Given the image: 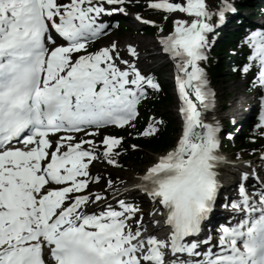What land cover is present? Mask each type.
I'll return each instance as SVG.
<instances>
[{"label":"snow or ice","instance_id":"obj_1","mask_svg":"<svg viewBox=\"0 0 264 264\" xmlns=\"http://www.w3.org/2000/svg\"><path fill=\"white\" fill-rule=\"evenodd\" d=\"M140 5L0 0V264H264V175L243 172L237 197L221 204L235 221L208 227L229 163L221 146L234 133L212 114L204 64L218 28L237 14L231 0H142L149 15L135 18L157 29L174 65L180 134L130 186L94 171L123 168L122 156L142 150L129 140L155 139L165 126L156 115L141 124L163 88L141 67L138 45L95 46L119 27L103 17ZM238 47L245 59L233 70L261 105L255 142L264 139V25L247 28Z\"/></svg>","mask_w":264,"mask_h":264},{"label":"rangeland","instance_id":"obj_2","mask_svg":"<svg viewBox=\"0 0 264 264\" xmlns=\"http://www.w3.org/2000/svg\"><path fill=\"white\" fill-rule=\"evenodd\" d=\"M246 13L247 12H245V14ZM170 20H171V18H170ZM132 22L133 23H130L129 25H127V27L129 28L128 31H125L123 33H114L111 36H109L104 43L108 44L109 41L112 38L117 39L119 44H121L122 42H128V43L129 42H131V43L137 42V43H139L138 41H135V40H137L135 38H139L143 42H150V41H153L155 39V37L152 34L147 35V34L142 33L141 30H140V28H141L140 24H138L134 20H132ZM128 39H129V41H128ZM142 41H140V42H142ZM143 54H146V53L143 52ZM143 58H144V55H141V60ZM160 61H161V58L157 57L155 60L150 61V64H148L147 66H145V67L142 66V65L141 66L148 70L151 67L152 64H158ZM153 68H157V66H154ZM161 71H162L163 75L166 76V77L165 76L163 77V80L166 81L168 79V76L170 75L169 65L163 66L161 68ZM216 76L217 77L213 81V83L215 84V86L220 88L219 95H221L224 92L223 97L220 98V102L227 104V106H228L227 110L232 109V107H234V105L232 104L233 99L236 96L237 97H242L243 94H245V82L246 81L231 79L227 75H220V74L218 75V74H216ZM221 88L224 89V91L221 90ZM245 96L247 97V100H248L249 96L248 95H245ZM174 102H175V100L172 99V101H170L167 104V107H164L162 109V111L173 119V123L174 124H177V122L174 120V117H175V113H174L175 104H174ZM247 104L244 105V106L249 107V104L248 105ZM244 109H245V107H244ZM226 111L221 112V113L223 114ZM239 112H241V110ZM237 118L241 119V118H243V115L240 114ZM178 133H179V131L178 132L176 131L175 133H173L174 138L178 135ZM224 150L226 151L227 155L231 156L230 157L231 159H233V157H235V158H243L244 159V160H235V161H242V163H244V164H245L246 161L252 162L254 160H257L259 162V157H255V158L247 157L246 151L236 152V151H233L232 149H224ZM162 152H160V153H162ZM141 153H142V155L144 157L143 161L141 163H139L138 165H132V164L128 163L127 167H126L127 168L126 170H123V171H120V170H117V169L112 170V168L110 166H106L104 164H97L96 168L94 169V171H101V172L104 173L105 176H107L110 173V171H111L112 172L111 175L115 176V179H113V180H115V181L122 180L125 183L126 182H130L132 178L137 177V175H139L144 170L146 165H148L151 162H153L155 160L156 156L158 155V153L157 154H152L149 151H142ZM235 180H236V176L233 177L232 182L234 183ZM115 186L116 187H120L122 185L117 183ZM101 187H103V183L93 186L94 189H99ZM133 195L135 197H137L136 193L133 194ZM139 202H141L140 204L142 205L143 209L145 210V208H147V205H145V201L144 200H140Z\"/></svg>","mask_w":264,"mask_h":264},{"label":"trees","instance_id":"obj_3","mask_svg":"<svg viewBox=\"0 0 264 264\" xmlns=\"http://www.w3.org/2000/svg\"><path fill=\"white\" fill-rule=\"evenodd\" d=\"M255 2V0H247L246 4L243 5L244 7H246L247 5H250V10H253L254 5H252V3ZM245 21L243 19L242 24H237L239 26L238 30H241L243 27V24H245ZM149 28H145V30L147 31ZM228 34V33H226ZM234 34V36L232 35ZM228 34L225 38H222L219 42H218V53H221L223 55H225L226 53H228L229 49H234L233 47L235 44V41H232L233 38H238L240 36V31L236 32L234 31L233 33ZM232 35V36H231ZM229 54V53H228ZM230 55H232V53H230ZM238 61L237 64H240V62L243 60V55H236L235 56ZM224 64V59H221L219 61V63L217 65L215 64H210L209 65V69L212 70V68L215 67V70L217 71H221L220 66ZM223 71V70H222ZM238 70H236L237 72ZM228 74L231 76H234L233 71L230 69L228 70ZM171 100V95L165 90L163 89L162 92H160L159 94H157L154 98H152L151 100H149V102L147 103L145 110L148 109L150 111H153L155 113H158L159 111L162 110V107H165L166 102ZM165 121V126L163 131L161 132V134L159 135V137L155 138V139H151V140H133L130 139L133 143H139L141 148H146L149 151H158L163 149L164 147L168 146L171 144L172 142V138L169 135V132L173 129L175 130L176 127L174 125H171L170 121L167 119H163ZM143 122H141L142 124ZM245 146L248 148H255L257 145L260 144V142H253L249 137L246 138L245 142H244ZM130 155L126 156L125 159L128 161H134L135 163H139L141 161V155H138V152H130Z\"/></svg>","mask_w":264,"mask_h":264},{"label":"bare ground","instance_id":"obj_4","mask_svg":"<svg viewBox=\"0 0 264 264\" xmlns=\"http://www.w3.org/2000/svg\"><path fill=\"white\" fill-rule=\"evenodd\" d=\"M135 39H137L135 41H138L139 42V43L134 42V44L138 45L140 53H142L144 51H148V52L151 51V53H149L148 57H146V59H145L146 61L149 62V61H152V60H154V59L157 58V55L158 54L156 52H153L154 50H156V47L154 45V42L155 41L143 42L139 38H135ZM128 41H129V39H128ZM140 41H142V42H140ZM126 43L127 42H124V45ZM141 64L144 65V66H146L147 65V62L146 63L145 62H142ZM246 100L247 99H246L245 96H242V97H237L236 96L233 99V101H232V104L234 105V107H232V109H229L225 113L222 114L218 110V106L216 105V108L214 109V111H213L212 114L218 120H221V118L224 115H226V116H232V117L238 116L241 113L239 111L243 109L242 106L246 104ZM226 158L228 159L229 163L222 166V169H221V180H222V182L225 185H229L230 186V185H232L231 179L233 178V176L237 175L238 171L244 170V166L245 165H243L241 163L233 162L228 157H226ZM252 164L254 165L255 168H258L259 167L257 161L252 162ZM137 178H138V176L135 177V178H132L129 183H126L125 185H123L121 187L130 186L131 184H133V183H135L137 181ZM144 201L146 202V205H147V208L145 209V211H148L149 210V207H150V203H149V201L147 200L146 197H145Z\"/></svg>","mask_w":264,"mask_h":264}]
</instances>
